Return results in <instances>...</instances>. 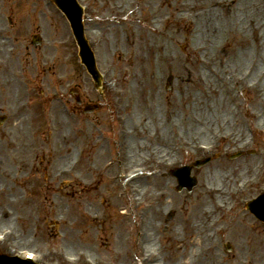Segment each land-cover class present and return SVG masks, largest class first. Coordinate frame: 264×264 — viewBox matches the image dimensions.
<instances>
[{
    "label": "rangeland",
    "instance_id": "obj_1",
    "mask_svg": "<svg viewBox=\"0 0 264 264\" xmlns=\"http://www.w3.org/2000/svg\"><path fill=\"white\" fill-rule=\"evenodd\" d=\"M254 1L258 4H264V0ZM81 2L89 6L87 33L89 37L97 39L95 50L99 67L108 74L109 80L117 82L116 89L121 88L122 91L119 95L123 104L129 102L127 106L125 105L121 109L124 117L127 118V125L132 127V122H134L136 127L140 124L145 126L139 139L151 140L150 143L146 141L152 147L157 143H161L167 148L171 147L168 150L165 147L161 149L169 158L181 156L184 162L192 160L193 157H196L195 153H192L190 158L187 156H190L189 152L193 150V143L195 142L193 139H187L184 143L178 144L177 148L172 149V144L159 142L151 138L150 135H153V132L170 128L166 120H163L165 108L168 105L172 107V116L175 115V120L183 130L192 128V132L197 128L192 124L187 114L185 115L180 110L181 103L178 102V105L180 104L178 107L177 104L173 103L182 91H187L193 95L192 105L197 108L196 101L202 94L209 96L204 98L206 102H211L214 98L220 97L221 93L225 94L226 92V98L223 96L226 101V108L230 107L235 110L236 121L233 122L232 118L221 112L213 116L208 109L212 117V126L210 125L209 130L210 139H201V141L212 142L214 139H212L211 132L224 128L228 133L243 132V136L237 137L239 140L235 142H229V146L233 147L239 143L238 141L248 139L251 136L250 142H255L257 138L260 147L251 144L248 148L254 149L256 147L257 151L252 155H247L244 161L222 160L218 163L213 162L207 170L200 172L204 176L207 173L211 175L215 169L235 168L234 175L229 178L228 183H225L227 190L232 189L236 182L244 177L246 178L244 181L259 178L261 183L257 190L262 186L264 187V106L261 102L264 99V92L255 90L254 94H251L246 90L239 91L236 89V99L231 100L229 98L230 93H228L229 85L223 84L221 80H217L215 83L218 95L212 96L213 93L204 94L199 88L191 86L186 78H183L185 83H182L171 72L162 73L158 70L155 74L156 78L152 79V83L156 87H161L162 100L154 107L149 100L141 97L134 82L136 76L131 73L129 65L131 64L129 50L137 48L135 44L130 45L129 35L132 31L140 33L142 23L122 18L121 21H115L113 18V12L117 9L130 12L134 0H81ZM235 2L238 3L239 0H235ZM239 5L242 7L243 3L239 2ZM243 10L241 9L240 14ZM220 12L223 17V11ZM140 14L143 13L140 12ZM242 14L246 15L247 13L243 12ZM190 15V18L197 20L199 14L191 13ZM255 15L256 18L259 13ZM102 17L104 20H101ZM10 21L12 25L15 24V36L19 39L22 37V41H24V37H28L32 33L44 31L41 35L44 40V47L42 50L34 49L32 46L31 49H27L23 44L18 43L16 44V53H13L7 50L12 42H0V48L4 44L7 46L6 51L0 49L1 79L4 84H11V87L7 88L9 97L6 99L9 98L8 102L5 103V106L0 105V110L4 107L3 110L9 115L7 122L3 123V127H0V159L7 160V163L10 162L13 168L16 164H24L23 162L31 168L30 172H27L22 179L13 182L15 186L13 190L5 191L0 195V230L3 227L14 228L16 226L15 229L20 234V241L18 242L19 239L17 238L13 245L17 244L18 248L41 250L49 257L52 264H69L66 261L67 258L76 261V264H90L86 259L88 257L94 260V264H148L143 249L146 245L157 250L158 254L153 259L158 262L157 264H183L184 255H180V251L175 247V240L167 236V233H174V227L178 228L174 225L173 230H171L169 225L174 221L175 215L180 212V207L169 206L165 214L160 213L156 217L160 226L157 227V225L154 230L152 228L147 229L145 222L146 218L153 213L150 207L154 205V201H156L157 207L164 209L168 206L167 201L171 195H176L181 201L188 203L195 202L198 197L202 199L200 194L202 182L199 176L201 174H198L200 182L191 194L186 190L178 191L176 179L171 176L165 177L164 174L156 179L153 177L152 179L141 178V181H146L149 185L147 190H144L141 183L136 186V189L133 188L134 184H126L123 176H119L120 165L116 161L118 150L121 149L123 155L126 152V149H122L120 146L121 136H123L120 127L124 125L117 124L115 105L113 104V96H117L118 92L113 94L110 85L103 93L95 89L91 76L80 64L76 43L65 19L56 6L48 4V0H0V26L8 27L11 24ZM99 21H102V24ZM262 23L264 24V22ZM197 24L198 21L193 22L192 27L195 29ZM42 26L44 27L42 28ZM182 26L183 24H181ZM45 30L47 34H45ZM248 35L250 36V33ZM222 39L223 34L217 43H220ZM204 43L206 41H193L189 46L180 47L179 51L182 57L186 55L185 52L188 49L198 52L202 56V51L195 48L202 47ZM202 48L204 49V47ZM214 49V47L211 48L213 57L208 54L212 69L219 70L226 67L230 57H219V55L222 54L221 51L225 53L227 49L217 51ZM15 55L18 58L33 61L35 67H37L36 62L39 61L38 69L36 68L38 73L37 86H39L37 89L38 96L36 88L31 86L27 90L13 78L10 67L15 69L19 66ZM51 58L53 61L49 63ZM260 62V59L257 58L255 64L264 68V63ZM145 64L148 65V63ZM3 65L4 67H2ZM47 66L48 73L46 71ZM190 72L191 76H196L201 81L205 80L207 69L206 67L195 69L190 66ZM170 76L173 78L171 91L167 89V79ZM253 82L258 83L257 80H253ZM19 89H21L20 92H18ZM44 89L47 91L42 93ZM178 89L180 93H178ZM57 94L63 96L62 102L56 100ZM79 95L80 97H78ZM50 96H52L53 101L52 109L50 108ZM78 98L82 102L81 105L78 103ZM2 101L0 100V103ZM24 101L29 103V109L25 112H19L14 116L7 111L12 113L14 108L20 104L23 106ZM87 105L98 107V110L85 113ZM45 108L48 112L45 111ZM134 111L138 112L137 117H134ZM201 116L199 115L197 118V126L209 127L207 124L205 126V120ZM214 119L218 121V127L216 123L213 124ZM183 130L182 134L186 136ZM4 133L8 135L4 137ZM131 133L128 138L129 143L136 139V134L132 131ZM57 135L64 137L65 140L60 138L57 140ZM9 137L15 143L27 141V143L30 142L29 148L34 146L30 148V160H25L21 154H24L25 151L29 152V148H15L14 143L8 146ZM117 142L118 145L116 146ZM47 143L50 147L59 146L64 151L60 154H53L51 150L44 147L45 145L47 147ZM172 143L174 142L172 141ZM224 146H228V144H222L220 151ZM67 149L68 152L66 153ZM144 155L141 153L138 157L135 156L136 160L127 165L132 166L137 161L140 162L138 159L145 157ZM77 158L79 159V167L74 171L75 177L69 179L67 184L53 182L58 162L63 159V161L65 160L63 164L67 165ZM124 167H126V163L123 165V171L126 170ZM248 169L251 171L247 172ZM197 173L194 174L197 176ZM223 179L224 176L220 172L216 178L207 181L219 183ZM165 181L171 182L172 186L168 191L164 190V198H160L161 190L154 188V184L163 186ZM17 195L20 197L18 202L14 204L9 202ZM213 196L215 199L213 198L212 202L216 204L217 196L215 194ZM246 196L249 194L239 196L238 201ZM47 197L49 198L48 201L46 200ZM136 197L142 203L140 207L137 202L131 203V199L134 201ZM205 198L211 200L208 196ZM227 200L229 202V199ZM240 209L245 210L242 206L231 212L218 209L220 210L217 212L220 216L219 224L230 225V228H233V225L246 221L244 214L249 215V213L248 211L238 212L237 210ZM145 212L146 215L144 216ZM240 213L242 214L236 217ZM179 230L185 231L183 228H179ZM255 230L257 233L246 236V239H249L253 251L262 255L264 253V227L255 221ZM212 231L215 233L214 237H216L215 241L217 242L213 248H220L224 255L234 259L238 252L237 246H235L238 239H226L225 234L221 235L216 232V226ZM147 232L150 234L148 240L144 237V233ZM247 244L245 243V245ZM228 245H231V250L228 249ZM189 248L190 246L186 244L185 256ZM197 249L198 246L193 247L194 251ZM246 249L249 251L248 248ZM262 260V258L259 259V261Z\"/></svg>",
    "mask_w": 264,
    "mask_h": 264
},
{
    "label": "bare ground",
    "instance_id": "obj_2",
    "mask_svg": "<svg viewBox=\"0 0 264 264\" xmlns=\"http://www.w3.org/2000/svg\"><path fill=\"white\" fill-rule=\"evenodd\" d=\"M242 2L243 5L241 7L237 6L235 2L231 3L230 0H134L131 8L135 12V20H142V30L140 33L132 31L129 35L131 39L130 45H137V48H132L131 46L132 50H129V58L131 61L129 65L131 73L136 76L134 82L140 91L141 97L149 100L154 107L161 102V87H156L152 83V79L156 78L155 74L158 70L162 73L165 71L171 72L182 83H185L183 78H186L191 86L199 88L204 94L210 95V93H213L212 96L218 95L216 92L217 85L215 84L217 80H221L223 84L229 85L228 93H230L229 98L231 100L236 99L235 91L236 89L239 91L242 90L244 88V83L248 85L246 89L249 90L251 94H254L258 87L256 85V88L253 86L257 83H251L252 80H257L260 86L264 84V68L255 64L257 58L260 59V63H264V24L262 23L264 22V4H258L254 0H242ZM240 8L244 9L243 12L247 14H242L243 12L240 14ZM220 11H223V17ZM140 12L143 14H140ZM191 13L195 15L199 14L197 20H194L192 17L190 18ZM256 13H259V15L255 18ZM226 15L228 16L226 17ZM250 16L252 18H248ZM196 21H198V24L194 29L192 23ZM181 24H183L182 27ZM248 33H250V36ZM222 34L223 39L220 43H217L221 39ZM193 41H206L202 46L205 50L202 47L195 48L202 51V56L199 55L198 52L188 49V51L185 52L186 55L182 57L179 48L182 46H189ZM212 46L215 48L214 51L227 49L225 53L221 51L222 54L219 55V57H230L226 67L218 68L219 70L212 69L210 57L208 56V54H210L213 57V51L211 50V48H213ZM145 63H148V65ZM190 66H193L195 69L206 67L207 74L205 75V80L200 81L198 77L191 76ZM245 78L250 80H246ZM209 87H211V89H208ZM261 91L264 92V87H261ZM178 93H180V90ZM225 94L221 93L220 97H216L217 99L214 98L211 102H206L204 98L209 96L202 94V97L200 96L196 101L198 104L197 108L192 105L193 95L187 91H182L180 95H177L173 103L177 104V107L180 106L178 102L181 103L180 110H182L185 115L187 114L192 124L197 127L195 130L197 133H200L199 135L202 136L201 139L208 140L210 139V125L212 126V117L209 110L213 116L221 112L232 118L233 122L237 119L235 110L230 107L226 108ZM223 96H225V98H223ZM261 102L264 106V99H262ZM171 109L172 107L168 105V107L165 108V115L166 118L169 119V123L173 126ZM199 115H202L201 117L204 118L205 126L207 124L209 127L197 126L196 123H198L197 118ZM217 122L216 119L213 120V124L216 123L218 127ZM136 129L137 127L135 130ZM137 132L136 139L130 143L128 149V162L136 160L135 156H138V153L141 151L140 149L144 150L143 152L147 157H157L162 153L158 148H152L147 151V141L141 143L138 139L142 134L141 129ZM187 132L188 137H190L191 133L189 131ZM221 133H225V131ZM239 133L238 137L240 138L243 136V132L239 131ZM153 134L154 135H150L151 138L166 144H171L172 141L174 143L179 142L176 136H172L173 133L170 128L157 133L153 132ZM212 135L213 131L211 132V136ZM59 138L64 139V137L57 135V140H59ZM179 140H184V138L181 137ZM9 144L13 145V142L8 141V146ZM14 144L15 148L28 149L30 142L21 141ZM31 147L34 146H30V148ZM44 147L51 150L53 154H60L64 151V149L59 148V146L50 147L48 143L47 147L46 145ZM30 148L29 152L25 151L24 154L21 153L25 160H30L31 158ZM67 152L68 149L66 150V153ZM66 158L65 160H67ZM64 161L62 159V161H59L56 165L57 170L53 177V182L67 184L69 179L75 177L74 169L76 161L73 160L67 165H65V163L63 164ZM23 163L24 164H16L15 168H13L10 162L7 163V160L0 159V195L5 191L9 192L13 190L15 188L13 182H17V180L22 179L27 172H30L31 168L28 164L25 162ZM235 170V168H220L211 172V175L207 173V176L203 177L201 183L200 194L202 195V199L198 197L195 202L188 203L187 201H181L176 195H171L170 199H167L168 206L164 209L157 207L156 201H154V205L150 207L153 213L150 217L146 218L145 224L147 229L152 228L153 230L157 225V227L160 226L156 221V217L160 213L165 214L169 206L176 208L180 207V212L175 215L174 221L169 225L171 230H173L174 225L178 228L174 227V233H167V236L175 240V247L180 251V255H184L182 258L184 260L183 264H263L264 253L261 255L253 251L249 239H246V236L257 233L255 230V217L253 215L249 216L244 214L247 220L239 222L238 225H233V228H230V225L219 224L220 216L217 212L224 208L223 202L227 199H231V195L226 189L225 183L229 182V178L234 175ZM248 171L251 170L248 169L247 172ZM220 172L224 176L221 182L211 183L207 181L214 179V177L216 178ZM139 183L144 187V190H147L149 187L146 181H141ZM244 183L247 184V180H245ZM240 184L242 183L240 182ZM171 186L172 184L169 181H165L163 186L157 183L154 184V188H159L161 190L160 198H164L163 191H168ZM214 192H217L216 204L212 202V200L215 199L213 196ZM230 192H234V189L230 190ZM205 196L210 197L211 200L206 199ZM19 200L20 197L17 195L10 199L9 202L14 204ZM46 200L48 201L49 198L47 197ZM241 214L242 213L237 215V217ZM143 215L145 216L146 212ZM214 226H216L217 233L221 235L225 234L226 239H238L235 245L237 246L238 252L234 259L224 255L220 248H213V246L217 244L215 241L216 237H214L215 233L212 231ZM179 228H183L185 231L181 232ZM19 237L20 234L18 233V239ZM144 237L148 240L150 234L148 232L144 233ZM19 241L20 239L18 242ZM245 243L248 244L245 245ZM186 244L190 246V248L186 251L185 256ZM197 246L198 249L194 251L193 247ZM246 248H248L249 251H247ZM143 249L148 256V264H157L158 262L153 260L158 254L157 250H153L147 245ZM261 258L263 260L259 261Z\"/></svg>",
    "mask_w": 264,
    "mask_h": 264
},
{
    "label": "water",
    "instance_id": "obj_3",
    "mask_svg": "<svg viewBox=\"0 0 264 264\" xmlns=\"http://www.w3.org/2000/svg\"><path fill=\"white\" fill-rule=\"evenodd\" d=\"M63 1H65V2H63ZM57 2L61 8H63V9L65 8V10L67 9V12H68L71 20L76 21L78 24H80L81 15L78 12V10L75 7L72 0H58ZM77 32H78L79 44L82 48V56L84 58V61L86 62V64L90 68V71L95 76V72H94V68H93V58H92L91 52H90L89 48L85 45L84 41L82 39H80V34H79L78 30H77Z\"/></svg>",
    "mask_w": 264,
    "mask_h": 264
}]
</instances>
